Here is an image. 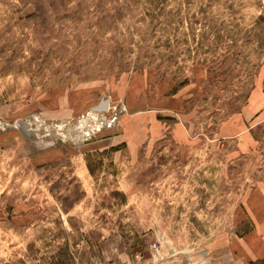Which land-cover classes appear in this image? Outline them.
<instances>
[{"label": "rangeland", "instance_id": "obj_1", "mask_svg": "<svg viewBox=\"0 0 264 264\" xmlns=\"http://www.w3.org/2000/svg\"><path fill=\"white\" fill-rule=\"evenodd\" d=\"M264 264V0H0V264Z\"/></svg>", "mask_w": 264, "mask_h": 264}, {"label": "built area", "instance_id": "obj_2", "mask_svg": "<svg viewBox=\"0 0 264 264\" xmlns=\"http://www.w3.org/2000/svg\"><path fill=\"white\" fill-rule=\"evenodd\" d=\"M108 264H115L114 262H112V263H108Z\"/></svg>", "mask_w": 264, "mask_h": 264}]
</instances>
